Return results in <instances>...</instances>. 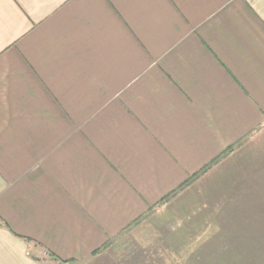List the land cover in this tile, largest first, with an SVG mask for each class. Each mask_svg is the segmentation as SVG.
<instances>
[{
  "label": "crops",
  "instance_id": "obj_1",
  "mask_svg": "<svg viewBox=\"0 0 264 264\" xmlns=\"http://www.w3.org/2000/svg\"><path fill=\"white\" fill-rule=\"evenodd\" d=\"M0 264H264V0H0Z\"/></svg>",
  "mask_w": 264,
  "mask_h": 264
},
{
  "label": "rangeland",
  "instance_id": "obj_2",
  "mask_svg": "<svg viewBox=\"0 0 264 264\" xmlns=\"http://www.w3.org/2000/svg\"><path fill=\"white\" fill-rule=\"evenodd\" d=\"M227 219H224V221H226Z\"/></svg>",
  "mask_w": 264,
  "mask_h": 264
}]
</instances>
